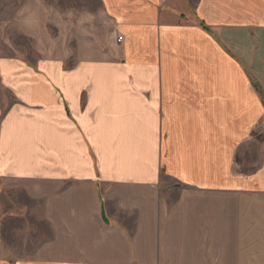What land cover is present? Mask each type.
I'll list each match as a JSON object with an SVG mask.
<instances>
[{"label": "crops", "instance_id": "obj_1", "mask_svg": "<svg viewBox=\"0 0 264 264\" xmlns=\"http://www.w3.org/2000/svg\"><path fill=\"white\" fill-rule=\"evenodd\" d=\"M95 1L106 56L0 57V197L50 232L0 264H264V0Z\"/></svg>", "mask_w": 264, "mask_h": 264}, {"label": "rangeland", "instance_id": "obj_2", "mask_svg": "<svg viewBox=\"0 0 264 264\" xmlns=\"http://www.w3.org/2000/svg\"><path fill=\"white\" fill-rule=\"evenodd\" d=\"M97 11L95 0H0V57L19 55L30 61L44 57L79 59L106 56L110 25L105 19H85ZM118 36V35H117ZM117 39V37H116ZM9 100L0 88V104ZM163 186L164 197L175 198ZM101 198L103 188H95ZM0 237L5 250L15 257L34 254L49 238L47 228L37 226L31 205L21 193L0 197ZM37 209V208H36Z\"/></svg>", "mask_w": 264, "mask_h": 264}, {"label": "built area", "instance_id": "obj_3", "mask_svg": "<svg viewBox=\"0 0 264 264\" xmlns=\"http://www.w3.org/2000/svg\"><path fill=\"white\" fill-rule=\"evenodd\" d=\"M122 40V36L121 35H118L117 36V41H121Z\"/></svg>", "mask_w": 264, "mask_h": 264}]
</instances>
